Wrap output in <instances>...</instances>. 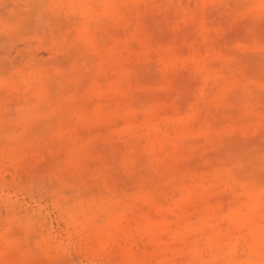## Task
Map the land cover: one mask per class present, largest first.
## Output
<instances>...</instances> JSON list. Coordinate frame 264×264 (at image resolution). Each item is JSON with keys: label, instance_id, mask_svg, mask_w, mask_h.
I'll use <instances>...</instances> for the list:
<instances>
[{"label": "rangeland", "instance_id": "rangeland-1", "mask_svg": "<svg viewBox=\"0 0 264 264\" xmlns=\"http://www.w3.org/2000/svg\"><path fill=\"white\" fill-rule=\"evenodd\" d=\"M0 264H264V0H0Z\"/></svg>", "mask_w": 264, "mask_h": 264}]
</instances>
